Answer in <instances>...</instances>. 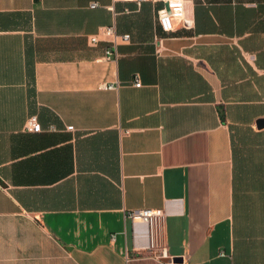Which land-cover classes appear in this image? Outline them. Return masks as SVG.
Wrapping results in <instances>:
<instances>
[{
	"label": "crops",
	"instance_id": "0c3cea01",
	"mask_svg": "<svg viewBox=\"0 0 264 264\" xmlns=\"http://www.w3.org/2000/svg\"><path fill=\"white\" fill-rule=\"evenodd\" d=\"M183 1L0 0V264H264V0Z\"/></svg>",
	"mask_w": 264,
	"mask_h": 264
},
{
	"label": "built area",
	"instance_id": "2783aa9c",
	"mask_svg": "<svg viewBox=\"0 0 264 264\" xmlns=\"http://www.w3.org/2000/svg\"><path fill=\"white\" fill-rule=\"evenodd\" d=\"M147 0H136L137 5L146 2ZM165 7L158 11L157 22L164 33H170L174 29V23L178 22L185 24V4L183 0H163ZM96 3L90 5L91 9L97 8ZM108 40L104 51L103 61H110L116 55V46L118 41L128 42L129 35L119 36L115 33L113 27H107L102 33ZM92 44L98 42V37L94 36L90 39ZM141 86L138 79L135 80L134 87ZM102 88L113 90L116 87L113 85H105ZM24 130L26 132H38L39 124L35 117L27 119ZM167 213L163 210L141 209L126 213V218L133 225H141L146 231V247L144 251L147 255L154 259L164 262L165 264H177L175 259L168 254V247L165 236V221Z\"/></svg>",
	"mask_w": 264,
	"mask_h": 264
},
{
	"label": "water",
	"instance_id": "95a60500",
	"mask_svg": "<svg viewBox=\"0 0 264 264\" xmlns=\"http://www.w3.org/2000/svg\"><path fill=\"white\" fill-rule=\"evenodd\" d=\"M259 126H264V121H261V122L259 123ZM175 262H176L177 264H181V263H182V260H181V259H175Z\"/></svg>",
	"mask_w": 264,
	"mask_h": 264
}]
</instances>
